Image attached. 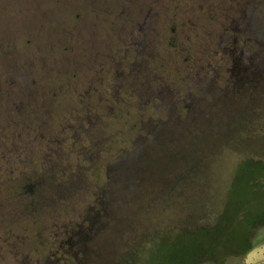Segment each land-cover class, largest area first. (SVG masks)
<instances>
[{
    "label": "rangeland",
    "instance_id": "rangeland-1",
    "mask_svg": "<svg viewBox=\"0 0 264 264\" xmlns=\"http://www.w3.org/2000/svg\"><path fill=\"white\" fill-rule=\"evenodd\" d=\"M127 1L152 13L154 56L140 78L133 56L115 55L110 27ZM245 2L0 0V99H54L47 112L60 126L88 113L106 120L101 143L97 121L89 148H60L58 179L37 186L47 196L31 208L43 229L23 249L10 238L0 264H29L15 260L31 243L71 231L85 235L87 258L66 264H237L250 246L243 264H264V8L234 57L220 43ZM203 62L217 70L204 71L215 89L201 98L193 82ZM160 92L169 105L151 98ZM165 231L175 234L153 240Z\"/></svg>",
    "mask_w": 264,
    "mask_h": 264
},
{
    "label": "flooded vegetation",
    "instance_id": "flooded-vegetation-1",
    "mask_svg": "<svg viewBox=\"0 0 264 264\" xmlns=\"http://www.w3.org/2000/svg\"><path fill=\"white\" fill-rule=\"evenodd\" d=\"M243 5L241 15L234 20L235 24L240 27H225L223 36L220 37V43L223 44L221 50L231 58L237 51L236 43L241 40L242 44H247L253 39L252 36L255 34L253 23L255 24L257 20L258 11L262 12L264 8V0H246ZM120 6H123L121 15L118 17L120 21L117 19L116 22L110 24L116 34L117 39L115 40L118 42L115 55L133 56L135 61L131 69L136 78H140L141 72L154 56V49L151 48L153 41L152 13L149 10L146 15L141 17L140 15L143 14L141 6L139 4L131 6V1L122 2ZM260 18L262 22L264 18L263 20L262 17ZM89 46L90 49L95 48L93 41ZM245 49L247 52L251 48L246 47ZM243 54L245 53L242 51L239 56ZM210 65L203 62L198 68L200 77L193 82L194 88L197 89L201 98L210 90L215 89L212 77H207L208 71L204 74V71L210 68L213 71L211 75L214 76L217 68L215 65ZM147 80L146 78L144 82L141 80V85L144 86H140V88L147 85L145 83ZM151 98H156L163 105H169L171 100L165 92H160L158 98L155 94ZM53 104H55L54 99L51 101V98L4 97L0 99V107L4 106L3 109L6 113V119L0 120V142H3V145L0 144V154L6 153L5 159L0 160V250L7 245H10L7 247H11L10 238L15 241L16 248L23 249L22 240L28 238L31 233L40 232L43 229L38 225L40 212L36 208L47 194L46 191L40 192L37 186L58 179L53 168L59 165L60 160L57 156L60 148L61 151H65L67 148L69 150L75 148L82 150L87 146L89 148L92 138L88 133L93 125L95 127L97 121L101 122L103 127L100 128V143L102 136L104 137L106 134L104 133L106 132V120L103 114L99 116L88 113L84 115V118H79V123L60 126V123L56 122L59 120L56 114L47 112L48 106ZM76 120L74 119V121ZM2 121L6 122L3 124ZM18 125L22 127V130L14 129ZM9 129L10 132H8ZM15 131H20V134H14ZM93 141L96 142L95 139ZM78 145L80 146L78 147ZM27 197H30L31 200L29 204L24 202ZM32 207L36 208L31 209ZM23 217L26 218L23 220ZM28 217L29 220H27ZM68 236V239L64 241L58 239L54 242L42 241L39 245L32 241L31 247L34 251L25 253V255L21 254L18 258L16 257L18 260L15 262L66 264L87 258L82 256L88 250L84 243L86 242L85 235L71 231ZM34 254L39 256L35 257ZM1 259L3 257L0 256Z\"/></svg>",
    "mask_w": 264,
    "mask_h": 264
},
{
    "label": "trees",
    "instance_id": "trees-1",
    "mask_svg": "<svg viewBox=\"0 0 264 264\" xmlns=\"http://www.w3.org/2000/svg\"><path fill=\"white\" fill-rule=\"evenodd\" d=\"M103 203H105V201H102V204L100 205V208L102 207V209H100V212H99V215H100V217H105V215H106V212H105V209L103 208L104 206H105V204H103ZM96 222V221H95ZM95 225V224H94ZM93 224L91 225V227L93 228V227H95ZM164 227V226H163ZM189 230H188V233L187 232H182V231H180V232H178V233H176V234H197L198 232L200 233V232H202V231H206V230H208L209 229V224L208 225H202V226H199V227H197L196 225L195 226H193V228H188ZM162 231H163V229H162ZM170 234H175V233H170V232H167L166 233V231H165V233L163 232V233H161V234H159L158 236H156V237H154V241H156V240H159L160 238H163V237H168V236H170ZM171 237V236H170ZM252 249V247L250 246V248H248L243 254H242V256H241V259H240V262L239 263H237V264H243V258H244V255L248 252V251H250ZM82 256H86V254H83Z\"/></svg>",
    "mask_w": 264,
    "mask_h": 264
}]
</instances>
